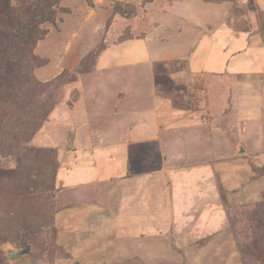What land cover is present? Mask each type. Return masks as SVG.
<instances>
[{
	"label": "rangeland",
	"instance_id": "rangeland-1",
	"mask_svg": "<svg viewBox=\"0 0 264 264\" xmlns=\"http://www.w3.org/2000/svg\"><path fill=\"white\" fill-rule=\"evenodd\" d=\"M147 2L150 0H0V264H264V144L252 152L250 132L244 135L242 146L235 135L218 134L227 154L239 152L236 156L241 160L231 168L236 169L233 174L229 167L218 172L215 193L220 210L202 215L203 234L197 237L193 228L183 229L181 234L180 229L175 231L180 236L169 241L180 252L167 262H151L146 256L129 260L121 256L120 260L114 246L96 257L101 243L94 237L99 231L76 230L68 219L73 217L75 205L73 188L66 181L73 175V126L84 119L75 117L77 110L83 107L84 117L89 115L94 121L104 114L111 121L117 119L109 112L112 108L89 102L99 81L106 80L105 86L115 91L120 88L117 94L122 103L129 94L122 89H131L125 81L128 74L153 78L157 93L180 97L179 103H185V94L195 97L200 89V77L189 76L193 82L188 93L182 92L181 83L171 80L170 73L182 68L176 59L166 60L167 65L147 64L145 73L132 67L120 72L117 68H105L102 73L95 70L104 49L125 39L147 36V51L180 55L171 41L166 42L165 36L176 31L173 26L177 23L168 17L172 15L156 24L141 20L140 13L149 9L143 8ZM135 14L141 19L134 18ZM156 26H162L165 35L158 45L151 38L159 30ZM259 28L264 33V21ZM186 46L184 42L182 53ZM183 62L187 70L186 60ZM204 78L208 80V76ZM105 93L95 96L107 106L113 92L107 88L111 94L103 97ZM97 113L102 116L95 117ZM213 150L214 154L218 151ZM177 159L172 162L187 160L183 156ZM81 207L85 209L86 204ZM166 239L162 236L157 243ZM10 251L20 256L10 259Z\"/></svg>",
	"mask_w": 264,
	"mask_h": 264
},
{
	"label": "crops",
	"instance_id": "crops-1",
	"mask_svg": "<svg viewBox=\"0 0 264 264\" xmlns=\"http://www.w3.org/2000/svg\"><path fill=\"white\" fill-rule=\"evenodd\" d=\"M143 8H149L140 13L144 19L137 16L139 12L134 18L144 23H160L166 20L163 16L172 15L168 17L177 23L175 33L165 36L162 26H156L159 30L151 38L158 45L165 36L180 55L147 51V36L125 39L104 49L95 70L102 73L105 68H117L120 72L132 67L145 73L147 64L167 65L166 60L176 59L182 68L170 73L171 80L181 83L185 93L191 92L189 76L200 77V89L195 97L185 94V103H179L180 97L157 93L153 78L128 74L125 81L131 89H122L129 93L128 101L122 103L117 94L120 88L115 91L105 86L106 80L99 81L89 102L112 108L109 112L118 120L111 121L104 112L102 117L99 112L95 115L99 120H91L79 106L75 117L84 119L73 126V175L66 181L73 188L75 205L68 219L76 230L99 231L94 237L101 243L96 257L114 246L119 259L146 256V260L161 263L180 252L171 243L173 236H180L175 231L180 229L181 234L193 228L201 236L202 215L220 210L215 193L218 172L225 167L233 174L236 169L231 168L241 159L236 156L239 152L227 154L218 134L235 135L242 146L244 135L250 132L252 152L264 144V33L259 30L264 0H150ZM180 41L187 43L183 53ZM107 88L113 98L104 106L96 96L103 91V97L111 94ZM178 156L186 157V162L173 163ZM105 157L108 161L103 162ZM96 198L97 204L93 202ZM112 231L116 233L111 235ZM162 236L167 241L158 244Z\"/></svg>",
	"mask_w": 264,
	"mask_h": 264
},
{
	"label": "water",
	"instance_id": "water-1",
	"mask_svg": "<svg viewBox=\"0 0 264 264\" xmlns=\"http://www.w3.org/2000/svg\"><path fill=\"white\" fill-rule=\"evenodd\" d=\"M19 256H20V254H15L12 251L9 252L10 259H15V258H18Z\"/></svg>",
	"mask_w": 264,
	"mask_h": 264
}]
</instances>
